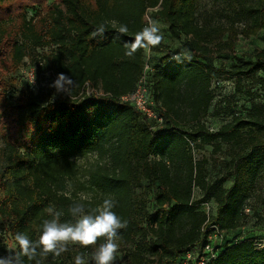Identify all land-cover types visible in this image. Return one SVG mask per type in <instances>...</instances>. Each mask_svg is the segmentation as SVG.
<instances>
[{"label":"trees","instance_id":"obj_1","mask_svg":"<svg viewBox=\"0 0 264 264\" xmlns=\"http://www.w3.org/2000/svg\"><path fill=\"white\" fill-rule=\"evenodd\" d=\"M199 2L0 0V234L9 236L14 252L15 234L36 239L49 206L64 211L62 221L74 222L67 211L72 202L89 211L112 198L117 214L128 221L118 241L133 245L128 264H180L205 242L201 229L207 216L197 206L211 200L215 209L208 222L224 233L212 264H264V249L258 250L253 239L227 238L242 227L244 210H254L250 202L260 197L264 104L251 105L244 115L232 111L231 120L215 131L202 123L214 99L211 88H219L215 82L264 72V49L230 69L216 68L208 56L212 43L232 49L239 37L260 31L264 40V0H215L216 8L206 15ZM149 11L152 21L167 24L173 39L183 38L192 56L170 60L179 53L167 51L151 65L147 85L163 119L160 127L120 101L133 91L146 58L144 48L127 55L125 43L145 27ZM101 23L107 31L93 38ZM122 25L128 29L123 35ZM38 49L47 53L36 55ZM23 67L33 69L39 83L45 75L55 80L63 73L75 85L51 100L49 87L34 89L23 79ZM85 85L91 94H85ZM205 146L224 157V176L212 183L206 180L207 161L193 156L195 148ZM89 155L96 163L81 178L77 159ZM226 181H231L227 188ZM193 189L201 193L197 201ZM72 250L49 255L43 264H67L62 257ZM4 253L0 239V256ZM23 264L30 262L24 258Z\"/></svg>","mask_w":264,"mask_h":264},{"label":"rangeland","instance_id":"obj_2","mask_svg":"<svg viewBox=\"0 0 264 264\" xmlns=\"http://www.w3.org/2000/svg\"><path fill=\"white\" fill-rule=\"evenodd\" d=\"M53 0H46L47 4L52 3ZM217 3L215 0H200L199 11L204 14L205 12L212 11L216 8ZM150 16V11L148 12ZM30 13H27V17H30ZM158 22V26L163 35L162 43L157 47L144 48L145 57L148 56L151 65L157 64L160 57L164 55L167 51H173L179 53V57L192 59L191 54L186 50L184 46L183 38L180 40L173 39L169 32L167 24L162 23L159 20H154ZM209 58L211 59L213 65L216 68L230 69L236 64L238 59L242 61L254 60V55L264 49V40L262 37V32H258L255 36L249 38L239 37L235 42L232 49H222L216 45V43L210 44ZM47 53V49L36 50V55H42ZM198 62H201L200 60ZM25 63L27 66L30 63V59H26ZM24 78H23V76ZM21 76L17 73L20 80L25 79L27 82L28 76L26 75L25 68L21 70ZM23 78V79H22ZM44 78V79H43ZM40 78V83L35 80L36 86L42 87L46 85L50 89L51 100H56L59 98L58 93L51 87L54 79L50 75H45ZM18 79V80H19ZM222 80V79H220ZM23 82V81H22ZM221 85L214 91V99L206 113L202 118V123L204 126L212 131L217 130L220 126L228 123L230 118V113L235 111L239 114H245L250 109L251 105H262L264 104V72L259 71L252 76L240 77L238 79H231L229 81H220ZM42 83V84H41ZM214 83V82H213ZM1 127V126H0ZM212 149L205 146L201 149H196L193 152L195 159H205L207 165L205 166L206 180L208 183H212L215 180L222 179L224 176L223 165L224 157L221 154L212 155ZM96 163V157L94 155H89L84 158L77 159V164L79 167V174L81 178L86 174ZM231 184V181H226L223 187L227 188ZM144 184H142V187ZM143 189V188H142ZM139 188L136 189L137 193L142 191ZM259 198L254 199V202H250V205L254 206V210L247 212V217L243 222L242 227L237 229L231 234H227L228 239H233L236 241L243 239H253L256 242L257 249H264V178L260 183L259 187ZM201 197V193L198 189H193L192 200L197 201ZM153 194L149 193L146 196L148 210L151 211L153 204ZM198 210L207 213L210 218L215 209L214 203L209 200L206 203L199 204L197 206ZM249 208V207H248ZM1 247H3L4 255H11L14 253L16 246L13 242L9 240V236L0 234ZM120 244L118 259L116 264H128L127 253L133 249V245L130 244ZM98 246V244H97ZM96 246V247H97ZM72 253L68 255L66 259L67 264H74V257L77 255L76 251L82 248L72 246ZM94 249L89 251L86 255L91 257Z\"/></svg>","mask_w":264,"mask_h":264},{"label":"clouds","instance_id":"obj_3","mask_svg":"<svg viewBox=\"0 0 264 264\" xmlns=\"http://www.w3.org/2000/svg\"><path fill=\"white\" fill-rule=\"evenodd\" d=\"M107 31L106 26L101 23L92 32V37H102ZM128 31L126 25H122L118 32L123 35ZM163 35L157 21H150L131 42L125 43L126 54L134 55L140 48L157 47L162 43ZM75 82L70 76L59 73L51 87L57 93L69 94ZM118 202L112 198H106L101 204L86 211L81 202H72L68 206V214L76 217L75 221H62L65 215L63 210L55 206L46 208L48 218L40 223L39 235L32 239L24 232L15 234V242L18 250L11 255L0 256V264H23L26 258L30 264H43L49 256L60 257L69 251L70 247L94 248L91 257L79 253L74 257V264H116L121 239L120 230L126 229L128 221L117 214L115 209Z\"/></svg>","mask_w":264,"mask_h":264},{"label":"built area","instance_id":"obj_4","mask_svg":"<svg viewBox=\"0 0 264 264\" xmlns=\"http://www.w3.org/2000/svg\"><path fill=\"white\" fill-rule=\"evenodd\" d=\"M150 21H152V19L149 13L146 12L143 16L144 25L146 26ZM178 58L179 54H172L170 60H176ZM25 71L28 76V83L34 89H37L33 69H25ZM151 71V62L149 57L146 56L142 74L133 91L130 94L120 97V101L130 104L137 112L145 116L146 119L152 121L157 127H160L163 123V119L159 109L150 98L147 85V74ZM213 85L214 87H220L221 82H215ZM84 92L86 95H89L92 93V90L88 85H85ZM98 95H101V93H98ZM244 212L247 214L249 210L245 209ZM205 214L207 216V221L201 229L202 233L205 235V242L196 251L186 253L180 264H212L217 259L219 248L224 242V233L219 230L217 226L209 223L208 214Z\"/></svg>","mask_w":264,"mask_h":264}]
</instances>
